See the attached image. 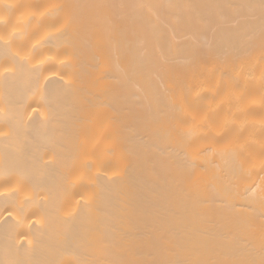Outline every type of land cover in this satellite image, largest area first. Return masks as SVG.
<instances>
[{"label": "bare ground", "instance_id": "6f19581e", "mask_svg": "<svg viewBox=\"0 0 264 264\" xmlns=\"http://www.w3.org/2000/svg\"><path fill=\"white\" fill-rule=\"evenodd\" d=\"M0 264H264V0H0Z\"/></svg>", "mask_w": 264, "mask_h": 264}]
</instances>
